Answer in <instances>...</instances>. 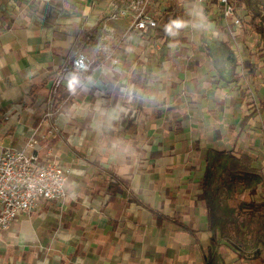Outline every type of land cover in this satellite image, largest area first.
Here are the masks:
<instances>
[{"label":"crops","instance_id":"crops-1","mask_svg":"<svg viewBox=\"0 0 264 264\" xmlns=\"http://www.w3.org/2000/svg\"><path fill=\"white\" fill-rule=\"evenodd\" d=\"M211 1L188 14L196 25L189 16L173 27L184 48L159 61L147 58L164 22L145 44L128 17H108L106 0H0V153L37 132L27 150L72 170L65 199L42 200L0 230V264H264V250L245 256L219 239L201 196L208 149L247 152L264 196L258 57L243 42L231 78L191 59L203 19L221 16ZM77 51L90 71L72 69ZM249 54L254 77L243 74Z\"/></svg>","mask_w":264,"mask_h":264},{"label":"rangeland","instance_id":"rangeland-1","mask_svg":"<svg viewBox=\"0 0 264 264\" xmlns=\"http://www.w3.org/2000/svg\"><path fill=\"white\" fill-rule=\"evenodd\" d=\"M170 1L176 5V0ZM106 2L110 10L108 17L114 6H129V0H106ZM189 7L186 4L180 9L175 6L171 8V14L160 28L161 44L156 50L153 49L147 59L154 57L159 61L164 60L168 47L169 56H172L180 46L184 48L181 34L173 31V27L171 30L169 28L174 21H184L191 16L188 15ZM237 8L242 21V31H237L240 28L233 30L241 32L239 36L236 33L223 34L219 24L221 19L217 13H213L203 19L202 27H205V30L199 36L198 52L191 50L193 52L191 59L209 61L217 74L225 78H231L241 72L239 59L245 51V48H242L243 42L249 43L250 52L258 57V66H261L264 72V0H240ZM256 15L262 26L261 33L255 31L250 23L251 17ZM140 60L145 63L144 59ZM258 73L257 76L264 77L261 70ZM230 151L209 154L207 176L205 182L201 181L200 184L201 196L209 204L211 214L209 227L219 239L228 242L242 255L256 256L264 250V196L257 195L260 176L253 167L232 165Z\"/></svg>","mask_w":264,"mask_h":264},{"label":"built area","instance_id":"built-area-1","mask_svg":"<svg viewBox=\"0 0 264 264\" xmlns=\"http://www.w3.org/2000/svg\"><path fill=\"white\" fill-rule=\"evenodd\" d=\"M192 1V13L197 5H213L211 0ZM240 0H217L223 25L239 29L242 27L237 3ZM186 0H129V6H114L110 19L129 18L130 32L145 44H149L156 30L171 14L172 7H180ZM180 9V8H179ZM191 21L187 27L191 28ZM176 28V27H175ZM180 28V27H179ZM91 59L83 51H77L71 61L75 71L85 72L92 68ZM59 80V79H58ZM58 80L55 85L58 84ZM56 94L52 91L48 98V116L53 114ZM60 134L59 129L54 130ZM38 144L37 132H32L22 149L5 148L0 153V230L9 229L23 212L36 208L42 200H63L67 196L66 182L71 167L62 166L58 160L44 159L35 150Z\"/></svg>","mask_w":264,"mask_h":264},{"label":"trees","instance_id":"trees-1","mask_svg":"<svg viewBox=\"0 0 264 264\" xmlns=\"http://www.w3.org/2000/svg\"><path fill=\"white\" fill-rule=\"evenodd\" d=\"M258 18H259L258 15L252 16L250 19V23L252 25V28L255 31L261 33L262 32V26L259 24ZM250 56H251V54H249V56H247L242 62L243 63V74H248V75L254 77L255 71H256L255 61ZM209 152H210V149H208L206 152V158H205L206 164L208 161V156H209L208 153ZM225 152H226L225 150H215V153H219V154H222ZM229 153L232 156L231 157V164L232 165H238L240 167H245V168L250 166L251 159H250V156L247 154V152H245V151H243V152L230 151ZM207 172H208V167H206V169H205L204 177L202 179L203 182H205ZM205 202H206V208L208 211V219H209V218H211V214L209 212V204H207V201H205Z\"/></svg>","mask_w":264,"mask_h":264},{"label":"clouds","instance_id":"clouds-1","mask_svg":"<svg viewBox=\"0 0 264 264\" xmlns=\"http://www.w3.org/2000/svg\"><path fill=\"white\" fill-rule=\"evenodd\" d=\"M182 26H183V21L177 20V21H174L172 23V25L170 26L169 30H171L172 27L179 28V27H182Z\"/></svg>","mask_w":264,"mask_h":264}]
</instances>
